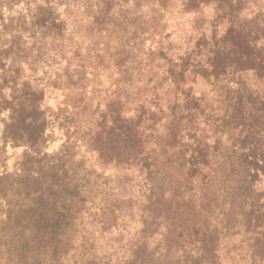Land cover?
<instances>
[{
	"label": "trees",
	"instance_id": "trees-1",
	"mask_svg": "<svg viewBox=\"0 0 264 264\" xmlns=\"http://www.w3.org/2000/svg\"><path fill=\"white\" fill-rule=\"evenodd\" d=\"M170 2L187 17L180 32L164 30ZM119 12L122 22H107L104 42L86 50L88 66H74L82 84L65 111L74 122L66 156L87 168L112 165L114 183L154 176L140 213L158 223L164 244L174 225L197 229L194 218L219 200L251 214L248 232L264 239V0H131ZM27 110L37 117L39 103L31 98ZM39 120L28 118L27 147ZM142 234L133 253L149 244Z\"/></svg>",
	"mask_w": 264,
	"mask_h": 264
},
{
	"label": "rangeland",
	"instance_id": "rangeland-1",
	"mask_svg": "<svg viewBox=\"0 0 264 264\" xmlns=\"http://www.w3.org/2000/svg\"><path fill=\"white\" fill-rule=\"evenodd\" d=\"M129 1L0 0V264L264 261V239L248 232L253 216L246 210L229 212L225 203L212 201L202 221L194 218L197 229L174 225L164 244L156 237L158 223H143L140 213L158 185L154 176L114 183L112 165L87 168L78 157L66 156L64 134L74 122L65 111L82 84L74 66H88L86 50L104 42L100 28L107 22H122L119 11ZM176 7L170 2L166 33L180 32L187 19ZM94 16L100 23L93 24ZM31 98L39 103L37 117L27 110ZM29 117L41 119L32 148L27 147L34 133ZM231 202L241 204L233 197ZM168 215L178 219L174 209ZM140 232L149 244L133 253Z\"/></svg>",
	"mask_w": 264,
	"mask_h": 264
}]
</instances>
